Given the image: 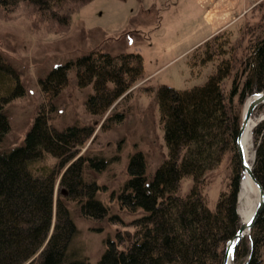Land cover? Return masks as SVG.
<instances>
[{
    "label": "trees",
    "instance_id": "16d2710c",
    "mask_svg": "<svg viewBox=\"0 0 264 264\" xmlns=\"http://www.w3.org/2000/svg\"><path fill=\"white\" fill-rule=\"evenodd\" d=\"M91 1L0 0V14L22 8L38 22L53 25L51 32H64L70 30L72 15ZM201 45L200 64L212 65V72L203 86L189 90L159 87L157 104L168 157L154 174H148L142 153L130 158L128 178L116 202L134 217L127 224L133 233L129 239L121 233L107 239L98 264H224L227 244L240 227L242 165L236 143L242 106L264 91V0L245 19ZM72 64L82 86L94 85L95 94L86 105L97 117H104L144 78L140 54L94 52L71 62L70 69ZM67 72L58 66L41 82L51 112L56 111L54 101ZM17 77L0 53V144L11 130L5 107L22 92ZM44 109L23 145L0 149V264H90L75 248L79 230L73 211L96 222L109 218V208L99 198L102 187L87 177V171L102 172L108 161L80 154L94 126L56 129ZM253 137V173L264 189V121ZM223 166L224 185L211 208L204 190ZM187 181L190 189L184 192ZM113 222L123 220L112 215ZM234 264H264V208L234 251Z\"/></svg>",
    "mask_w": 264,
    "mask_h": 264
},
{
    "label": "rangeland",
    "instance_id": "374dc122",
    "mask_svg": "<svg viewBox=\"0 0 264 264\" xmlns=\"http://www.w3.org/2000/svg\"><path fill=\"white\" fill-rule=\"evenodd\" d=\"M260 2L93 0L72 15L69 31L56 33L51 32L53 25L49 27L38 22L36 15L28 16L22 8L12 14H0V53L18 74L17 80L22 88L21 94L5 107L11 130L0 149L23 145L38 113L45 107L47 121L56 129L63 130L73 125L94 126L95 132L80 154L102 156L108 161L102 172L90 170L87 177L102 187L99 198L109 208V218L96 222L84 217L77 209L73 211L79 230L75 248L90 264H98L107 239L118 233L130 236L133 233L127 224L134 217L120 209L116 202L117 192L128 178L130 158L142 153L148 174H154L168 157L157 104L159 87L168 85L178 90H189L203 86L212 72V65L203 67L200 64L199 60L203 58L201 44L245 19ZM94 52L112 56L140 54L144 62V78L113 104L104 117H97L98 113L91 114L86 105L95 94L93 83L82 86L77 69L73 64L71 69L68 67L71 62ZM58 66L68 72L54 101L56 111L51 112L49 96L43 91L41 82ZM260 106L253 115L256 121L260 119L258 124L264 121V104ZM109 115H112L111 119L104 126ZM254 149L256 151L255 143ZM53 160L49 157L48 164L53 165ZM225 170V166L220 167L217 178L204 190L211 208L223 188ZM189 189L187 181L183 190L187 192ZM247 201L246 198L239 199L240 224V210ZM112 215H118L123 223H109Z\"/></svg>",
    "mask_w": 264,
    "mask_h": 264
},
{
    "label": "bare ground",
    "instance_id": "6f19581e",
    "mask_svg": "<svg viewBox=\"0 0 264 264\" xmlns=\"http://www.w3.org/2000/svg\"><path fill=\"white\" fill-rule=\"evenodd\" d=\"M262 92H264V91H262ZM255 94L252 97H250V98H248L246 100V103H245V106H244V110L246 109V107L249 104V102L255 97ZM243 113H244V111H243ZM259 120L260 119L258 118V121ZM258 121H256L255 119H252V121L249 124V127L244 132L242 140H241V146L243 148V151H244V154H245V161H246L248 167H251L253 165V163L255 162V158H256V151L254 149V143H253V141H254L253 140V138H254L253 137V131L256 128V124L259 125ZM237 147H238L237 149H238V153H239L240 160H241V155H240V152H239L238 144H237ZM241 165H242V162H241ZM240 198L241 199L242 198H246L248 200L247 204L244 206V208H242V210H240V216L242 218V223L240 224V226H241L242 224H249V222L251 221V219L253 217L255 208H256V206L258 204V201H259L258 188L253 183L251 178L249 177V173L247 171L245 172V178H242V174H241L238 203H239V199ZM247 236H249V234H248V231L245 230V236L241 239V241ZM232 240H230V241H232ZM230 241H229V243H230ZM240 242H239V244H240ZM229 243L227 244V247H226V253H227V250H228V247H229ZM237 246L235 247L234 251L236 250ZM226 253H225V258H226ZM225 258H224V264H234V253H233V257H231L230 255L227 257V262L226 263H225Z\"/></svg>",
    "mask_w": 264,
    "mask_h": 264
},
{
    "label": "water",
    "instance_id": "95a60500",
    "mask_svg": "<svg viewBox=\"0 0 264 264\" xmlns=\"http://www.w3.org/2000/svg\"><path fill=\"white\" fill-rule=\"evenodd\" d=\"M264 104V92H258L255 94V97L249 102L247 105L246 109L244 110L243 113V118H242V124L238 133V139H237V144L239 146V152L241 155V162H242V178H245V172L247 171L249 173V177L253 181V183L257 186L258 191H259V201L258 204L255 208L253 217L249 224H242L238 230V233L234 237L232 241L229 243V247L226 253V258H225V263L227 262V257L230 255L233 257L234 249L235 247L239 244L241 239L245 236V230L248 231V234L250 235L251 229L253 228L258 216L260 213L263 211L264 208V190L263 187L261 186L260 182L257 180L253 173V165L251 167L247 166V163L245 161V154L243 151V148L241 146V140L243 137L244 132L246 129L249 127L250 122L253 119V115L256 111V109ZM254 164V163H253ZM129 236V235H128ZM131 238V236L128 237V239Z\"/></svg>",
    "mask_w": 264,
    "mask_h": 264
}]
</instances>
